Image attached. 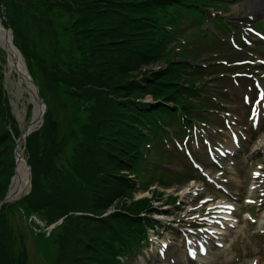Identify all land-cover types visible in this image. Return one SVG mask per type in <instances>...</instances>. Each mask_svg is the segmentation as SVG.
<instances>
[{
    "label": "rangeland",
    "instance_id": "rangeland-1",
    "mask_svg": "<svg viewBox=\"0 0 264 264\" xmlns=\"http://www.w3.org/2000/svg\"><path fill=\"white\" fill-rule=\"evenodd\" d=\"M176 2L207 13L212 20L205 26L211 34L223 35L212 24L215 20L217 27L220 21H225L236 36L240 28L245 34L254 33L255 40L262 37L252 25L262 21L264 26V0ZM110 5L107 0H0V22L5 32L10 29L7 34L21 51L44 102L42 119L35 124L37 106L8 62L6 47L0 44V132L6 128L16 139L8 145L5 139L0 142V199L9 192L15 175L17 150L25 160L28 180L23 196L1 206L0 264H106L103 249L115 253L112 246L118 234L128 239L126 233L140 232L131 225H127L126 233L122 232L127 221L142 225L141 234L148 244L139 246L131 257L118 254L115 260L122 264H169L157 258L160 251L178 250L183 254L192 248L190 257L182 256L175 264H264V121L259 131L250 130L252 140L245 157L251 161L243 171L238 170L237 163L228 168L215 166L205 153L204 141L194 145L196 156L202 157L197 161L185 155L187 149L191 151V145L179 148L166 144L145 153L148 159L163 155L167 160L156 165L159 174L154 181L139 184L132 162L128 165L124 161L117 174L125 183H116L119 178L113 172L117 165H113L115 158L110 154L122 145L113 125L119 107L112 98L123 92L121 84L137 79L149 91L161 86L157 91L160 100L170 102L169 105L185 104L181 111L187 118L190 107L187 91L182 90L184 103L177 102L172 92L177 76L167 75L162 84V79L151 75L158 70H179L185 65L191 70L193 63L208 64L209 68L221 63L209 64L213 58L218 60L214 56L192 60L175 49L179 42L184 47L190 45L189 41L198 33L193 27L184 28L183 34L174 40H164L156 46L148 32L99 36L98 21ZM115 12L110 13L112 20L118 17ZM141 27L147 29L145 25ZM170 30L168 24L166 31ZM116 38L120 40L113 41ZM201 43L212 51L219 50ZM192 49L189 52H194ZM252 49L256 50L248 53V59L264 61V48ZM246 64L253 67V71L245 72L249 87L228 86L214 78L201 85L210 91L227 93L224 108L206 112L205 116L216 123L213 130L227 117L223 114L226 111L243 112L245 93L248 97L255 93L264 97V69ZM236 66L234 69L240 68ZM59 67L63 69L61 73ZM180 75L190 79L181 82L183 87H197L205 80H196L199 76L182 71ZM163 94L169 95L164 98ZM143 99L152 101L153 96L148 94ZM237 112L233 114L239 118L236 130L242 129L244 121ZM30 127L26 139L17 143ZM230 131L225 128L213 140L209 138L218 145L227 141ZM204 137L202 133L201 139ZM137 146L125 143L124 148L131 147L132 152ZM135 155L131 158L136 159ZM193 163L198 164L195 167ZM191 171L195 172V179L187 178ZM209 180L226 186L234 197ZM222 221L229 223L226 229L218 226ZM116 229L119 231L115 232ZM223 230L227 234L219 233ZM223 235L226 238L216 245ZM90 242L98 245L92 244L95 248L92 255L87 250ZM116 261L110 260L109 264H118Z\"/></svg>",
    "mask_w": 264,
    "mask_h": 264
},
{
    "label": "trees",
    "instance_id": "trees-1",
    "mask_svg": "<svg viewBox=\"0 0 264 264\" xmlns=\"http://www.w3.org/2000/svg\"><path fill=\"white\" fill-rule=\"evenodd\" d=\"M107 2L111 5L102 12V17L98 21L99 26L96 30L98 31L99 36L102 34L118 35L119 33L138 34L140 31L144 33L148 32L153 35L151 39H154V41L151 43L156 46L162 44L165 38L172 40L174 38V34L181 32L180 30H182V25L185 23L189 25H196L200 30V33L206 30L205 27H200L203 23L204 15H201L200 12L195 9V6L188 8L186 6H182L180 3H177L176 0H107ZM112 11H116L115 13H117L118 17L116 20H112L111 18L112 16L110 13ZM168 24L172 26V32L169 33L166 31ZM144 25L147 28L146 30L141 27ZM101 30L102 33L100 32ZM119 40V38H116L113 41ZM125 40H130V38L125 37ZM164 45L166 46L165 42ZM187 50L188 48H185L184 51L186 52ZM216 54H219V52ZM187 56L189 58H193V56L189 53ZM197 66H199L200 69L195 67L193 70H188L190 67L185 65L179 70H171L170 72L169 69L165 71L158 70L151 75V77L154 79H162V84H164L167 75L177 76V84L171 83L172 85L176 86L174 89H172V92H174V96L177 97V102L184 103L185 100L182 99L185 97V92L182 90L185 89L187 91L188 99L190 100V107H187L186 113L189 119L185 117V113L180 109V107H183L185 104L169 105L170 102L160 100L161 97H159L160 95L157 93V91H160L161 86L154 91H149L147 86L142 85L137 79L133 81H125L121 84L123 86L121 91L123 92L119 94V97L112 98L114 99V103L118 104L119 107V116L113 118L115 121L113 125L119 132L118 138L120 144L122 145L117 146V151L111 152L110 154L113 158H115L113 165H117L115 168L116 171L113 172L114 177L120 176L117 173H120L123 163L126 162V164L129 165L130 162H132L131 165H133V173L137 175L139 183L148 184L149 176L144 172L149 170L147 165L148 161L146 157L143 156L145 151L152 149V147L158 148L165 139H171V132H174L176 136H179L180 134H183L184 136L183 132L185 124L190 125L192 121H198L200 119L201 121H206V118L202 116L203 111H208L209 108L221 107L220 100L222 99L223 101L224 99L222 93H213V99L206 98L202 94V91L207 90L201 86L203 82H200V86L197 87H183L181 82H185L190 79L180 75V71L189 73L193 77L198 74H201V76L210 74V71L203 69L204 67L200 65ZM62 71L63 69L59 67L58 72L61 73ZM222 72L223 69H221V73ZM145 81L149 82L150 78L146 77ZM127 91L129 93L125 94ZM148 94L153 96L152 101L143 99L144 96H147ZM163 95L165 98L169 94ZM147 106H151V109L147 110ZM121 116H126L127 119L121 118ZM4 139L6 140L7 145L16 140L6 128L3 132H0V142H2ZM125 143L138 146L134 151L130 152V149L132 148L129 147L126 150L124 148ZM134 153H136V159L131 158ZM124 156L127 157L128 160L124 159ZM156 162L159 163L161 161L156 160ZM118 178L119 181L116 180V183L120 182L122 185H124V179L122 177ZM111 180L112 182L114 181V179L110 178V181ZM116 189L120 188L116 187ZM130 223L131 222L128 221L127 224L124 225V230L122 229V232L126 233L125 230L128 227L127 225H130ZM141 229V224H137V226H135L136 231ZM118 231L119 229H116L115 232ZM126 235L128 236V239H125L122 237V235L118 234L119 238L114 239L113 242L115 243L112 246L113 250H128V252H124L123 254L131 255L134 253L135 244L140 246H144V244L146 245L145 241L147 240L145 238H141V234L133 232L131 234L126 233ZM111 238L113 241L112 236ZM128 240H132L131 245L129 244ZM116 241H118V244ZM134 242L135 244H133ZM93 243L96 244V242ZM93 243L90 242L87 244L89 255L94 253L92 251L95 249L92 246ZM110 245L108 248H110ZM103 251L102 258L106 255V258L103 259L104 263L109 264L110 260L116 261V254L109 252V249H103ZM116 262H118V264H122L120 261Z\"/></svg>",
    "mask_w": 264,
    "mask_h": 264
},
{
    "label": "bare ground",
    "instance_id": "bare-ground-1",
    "mask_svg": "<svg viewBox=\"0 0 264 264\" xmlns=\"http://www.w3.org/2000/svg\"><path fill=\"white\" fill-rule=\"evenodd\" d=\"M0 44L4 46V48L6 47L5 49L7 50L8 53V62L10 60V63L18 72L20 76V83L21 84L23 83L25 85L26 90H28L29 94L32 97V100L35 102L37 106L33 119L35 124H37L40 121V119H42L40 115L43 109V105L41 104L42 100L39 96L38 86L35 83L32 75L30 74L29 69L25 66L19 49L13 44V40L11 36H8L7 32L4 31V27L1 22H0ZM21 84H19V86ZM30 129L32 128L31 127L28 128L29 133L31 132ZM227 147H228L227 145H224L219 152L215 153V157L217 160L219 161L224 160L225 151ZM16 157H17V164L15 169V175L12 178L9 189V195L12 198V200H9L7 202H13L15 200H18L21 196L24 195V194L21 195V193L25 192V190H27L28 188V180L26 179V167H25L26 163L22 157V153L20 150H17ZM190 255L191 252L189 250L185 251L183 254H181L178 250H173L167 253L161 251L160 255L157 256V258L162 262L175 264L182 259V256L190 257Z\"/></svg>",
    "mask_w": 264,
    "mask_h": 264
},
{
    "label": "water",
    "instance_id": "water-1",
    "mask_svg": "<svg viewBox=\"0 0 264 264\" xmlns=\"http://www.w3.org/2000/svg\"><path fill=\"white\" fill-rule=\"evenodd\" d=\"M9 29V28H8ZM10 30V29H9ZM9 30H7V32L9 33ZM41 100H42V98H41ZM42 105H43V107H44V102H43V100H42V103H41ZM45 110V109H44ZM43 114H44V111H42L41 112V115H40V117L42 118V116H43ZM34 122H32V124H33ZM30 133H29V130L27 129L25 132H23V134L20 136V138L19 139H17V143H20V142H22V141H24L25 139H26V137L29 135ZM17 152V151H16ZM9 200H12V198L10 197V195H9V192L7 193V195L5 196V197H3V198H1L0 199V209H1V206L5 203V202H7V201H9Z\"/></svg>",
    "mask_w": 264,
    "mask_h": 264
},
{
    "label": "clouds",
    "instance_id": "clouds-1",
    "mask_svg": "<svg viewBox=\"0 0 264 264\" xmlns=\"http://www.w3.org/2000/svg\"><path fill=\"white\" fill-rule=\"evenodd\" d=\"M15 45V44H14ZM16 46V45H15ZM17 47V46H16ZM18 48V47H17ZM20 51V50H19ZM20 53H21V51H20ZM22 54V53H21ZM27 66V65H26ZM28 68V67H27ZM29 69V68H28ZM39 89V88H38ZM39 96H40V93H39ZM40 98H41V96H40Z\"/></svg>",
    "mask_w": 264,
    "mask_h": 264
},
{
    "label": "snow or ice",
    "instance_id": "snow-or-ice-1",
    "mask_svg": "<svg viewBox=\"0 0 264 264\" xmlns=\"http://www.w3.org/2000/svg\"><path fill=\"white\" fill-rule=\"evenodd\" d=\"M256 175H258V173Z\"/></svg>",
    "mask_w": 264,
    "mask_h": 264
}]
</instances>
